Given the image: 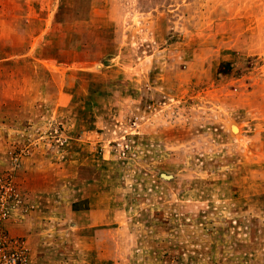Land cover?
I'll return each instance as SVG.
<instances>
[{"label":"rangeland","instance_id":"1","mask_svg":"<svg viewBox=\"0 0 264 264\" xmlns=\"http://www.w3.org/2000/svg\"><path fill=\"white\" fill-rule=\"evenodd\" d=\"M0 264H264V0H0Z\"/></svg>","mask_w":264,"mask_h":264}]
</instances>
